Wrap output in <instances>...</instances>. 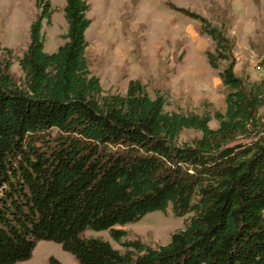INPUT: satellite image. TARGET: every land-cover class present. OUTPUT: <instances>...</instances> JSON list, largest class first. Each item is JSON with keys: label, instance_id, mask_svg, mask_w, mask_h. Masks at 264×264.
<instances>
[{"label": "trees", "instance_id": "trees-1", "mask_svg": "<svg viewBox=\"0 0 264 264\" xmlns=\"http://www.w3.org/2000/svg\"><path fill=\"white\" fill-rule=\"evenodd\" d=\"M37 5L24 54L0 43V264L30 259L40 240L80 264H264V81L237 74L225 26L179 8L215 43L207 58L226 107L170 111L141 80L104 89L87 56L89 0H67L65 42L51 53L43 25L54 8ZM186 129L202 135L182 140ZM169 209L187 218L167 244L117 227ZM87 230H109L123 248Z\"/></svg>", "mask_w": 264, "mask_h": 264}, {"label": "rangeland", "instance_id": "rangeland-1", "mask_svg": "<svg viewBox=\"0 0 264 264\" xmlns=\"http://www.w3.org/2000/svg\"><path fill=\"white\" fill-rule=\"evenodd\" d=\"M54 13L51 23L43 25L45 50L56 51L65 42L67 31L64 9L67 0H50ZM92 19L87 29V56L92 72L98 75L106 91L125 93L132 80H141L152 96L167 99V110L198 113L226 107L227 90L219 70L209 64L207 51H213V39L201 33L199 20L181 11L187 9L224 25L235 41L236 72L251 80L264 81V0H89ZM41 9L37 0H0V43L22 56L30 42V27ZM12 73L22 75L18 59ZM261 112L264 114V107ZM213 128L219 121H211ZM202 133L186 129L182 140ZM186 218L168 212L153 211L136 222L118 228L127 231L126 239L140 238L156 246L170 242L172 234L186 225ZM87 236H100L113 246L109 230H87ZM80 264L62 245L40 240L30 259L15 264Z\"/></svg>", "mask_w": 264, "mask_h": 264}]
</instances>
